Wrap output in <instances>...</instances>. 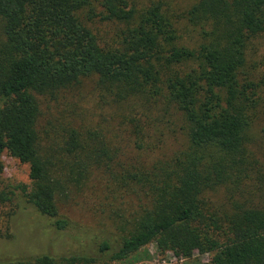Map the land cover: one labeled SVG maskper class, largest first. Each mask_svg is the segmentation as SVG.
<instances>
[{"label": "trees", "instance_id": "trees-1", "mask_svg": "<svg viewBox=\"0 0 264 264\" xmlns=\"http://www.w3.org/2000/svg\"><path fill=\"white\" fill-rule=\"evenodd\" d=\"M97 24L114 27L111 40ZM263 37L264 0H189L182 9L162 0H0V157L28 166L30 186L15 189L54 230L70 228L57 197L110 159L105 150L87 151L88 136L70 127L60 139L42 138L41 99L93 78L104 105L145 117L172 111L186 139L150 171L123 172L121 186L145 200L115 233L85 238L82 252L0 264H113L149 244L166 246L173 233L178 258L264 264V144L257 147L264 127L256 132L264 80H254L249 63ZM14 197L1 192L0 202Z\"/></svg>", "mask_w": 264, "mask_h": 264}, {"label": "rangeland", "instance_id": "rangeland-1", "mask_svg": "<svg viewBox=\"0 0 264 264\" xmlns=\"http://www.w3.org/2000/svg\"><path fill=\"white\" fill-rule=\"evenodd\" d=\"M169 8H187L189 0H162ZM189 42L192 33L185 32ZM114 27L97 24L99 36L111 40ZM249 63L255 67V81L264 80V37L254 42ZM264 91V86L262 89ZM96 90L93 78L81 82L78 87L61 94L56 100H40L41 117L38 128L46 132L42 138L57 140L62 130L73 128L88 136L84 139L87 151L105 150L109 160H103L91 177L79 188L69 187L57 197L60 216L70 222V228L59 232L21 202L20 185L29 187L28 166L3 154L0 157V193L14 191L9 202H0V263L18 258L40 255H66L82 252L90 243L85 238L99 237L103 233H115L123 217L138 214L144 206L145 197L137 188L130 190L121 186L123 172L150 171L156 163L172 159L183 150L186 139L182 122L172 111H154L150 117L141 112L133 113L126 106H106ZM127 118L123 120L122 114ZM264 114V113H263ZM256 126V132L264 127V120ZM136 122L130 124V120ZM155 123V124H154ZM152 125V128H151ZM153 125L158 126L156 132ZM259 146L264 140L258 141ZM45 145V144H44ZM46 146V145H45ZM264 167V158L261 159ZM126 174V173H124ZM220 198V196H217ZM166 246L152 243L129 259L113 264H212L213 254L194 253L190 259L178 258L179 250L175 233Z\"/></svg>", "mask_w": 264, "mask_h": 264}]
</instances>
